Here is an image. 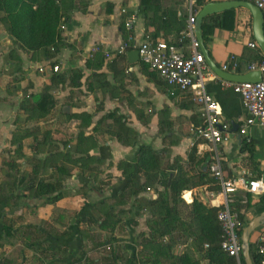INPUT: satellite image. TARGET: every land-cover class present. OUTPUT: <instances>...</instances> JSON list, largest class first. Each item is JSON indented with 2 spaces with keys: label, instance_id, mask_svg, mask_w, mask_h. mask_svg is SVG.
<instances>
[{
  "label": "crops",
  "instance_id": "crops-1",
  "mask_svg": "<svg viewBox=\"0 0 264 264\" xmlns=\"http://www.w3.org/2000/svg\"><path fill=\"white\" fill-rule=\"evenodd\" d=\"M226 1L234 0H211V3ZM61 2L66 12L62 25L65 27L63 31L68 45L51 60L40 52L28 54L17 50L22 58V64L10 63L3 67V72L0 69V97L10 98L25 93L40 94L43 87L50 82L51 74L48 73L47 67L51 62H57L56 66H59L60 72L69 76L81 72L83 74L81 89L54 92L58 104L52 114L54 113L56 117L54 121L49 122L53 123L51 128L55 139L68 142L66 147L61 144L60 151L71 152L73 159H80L86 155L91 157L89 166L96 170L97 173L94 174L97 178L90 177L92 173L89 171L85 173L76 167L73 174L63 183V198L56 203H49V197L32 198L26 187L22 186L17 192L18 195L23 194L18 206L5 208L4 205H0V230L4 218H16L15 220L19 221L15 225L16 233L26 227H35L44 237L41 241L43 245L67 246L71 260L85 252L81 264H131L128 260L142 252L143 246L136 244L138 237L149 231L148 211L141 209L136 199H156L157 195L143 192L127 204L117 206L114 211L120 222L113 231L100 228L101 214L95 206L105 200L113 201L119 198L120 191L129 182L119 165L135 164L141 146H148L159 153L167 164L181 166L190 175L197 174L198 168L190 165L188 159L193 149L191 129L200 126L197 123H202V118L201 109L194 103L191 93L170 96L169 88L158 76L157 81L149 79L143 72L140 62L129 64L127 54L133 51V45L147 39V33H152V36L159 40L174 42L177 38L175 33L177 18L184 16L188 21L187 3L186 0H144V5L150 9L149 16H146L140 11L143 0H61ZM235 10L237 15L235 29L231 32L216 30L206 48L220 69L231 56L237 57L242 67L239 75H243L246 74V66L251 63L243 56L246 54L262 57L264 52L260 47L259 49L249 47L250 43H257L250 26L251 13L243 8ZM167 15H171L173 24L167 30H160V24L166 22ZM130 19H133L134 24L132 30L128 31L125 24ZM157 32L159 34L154 35ZM0 35L1 38L5 36L4 40L11 43L7 26L2 21ZM179 49L189 53V45L181 46ZM118 55H120L118 64L110 67L109 61L118 58ZM100 56L108 57L101 67L98 62ZM88 61L92 66H88ZM11 69L19 75L18 79L15 78L17 92L9 85L13 76L6 72ZM40 69L42 74L39 73ZM94 74L105 75L108 86L89 92L87 84ZM207 92L221 107V121L230 123L232 131L234 128L237 129L235 133L231 131L229 141L220 146L226 177H236L243 172H248L251 178L264 177V127L248 129L247 136L250 137L255 152L251 155L248 151H243L244 139L239 137L238 130L246 121L247 112L241 97L232 88L224 87L222 79L218 76L209 79ZM66 108L70 111H65ZM18 112L19 109L16 110V113ZM111 113L124 117V122L136 136L132 146L121 144L108 132L114 129L112 126L114 120L107 119ZM7 114L6 110H0V163L17 159L23 163L22 171L25 174L31 171L30 163L33 159L41 161L42 164L48 155L47 148L28 138L23 142V156L17 155L16 147L11 143L15 128L13 121L11 125L8 122L18 114L9 115L6 121ZM70 115L81 117L69 121ZM84 115L91 116L89 126L83 122L86 118ZM211 155L207 149L197 148L196 158L204 160L207 165ZM174 173L177 174L178 170L176 169ZM39 177L47 181L56 180V167L40 170ZM208 179V185L187 190L182 196L192 195L193 201L198 199L206 205L202 200L205 192L213 191V187L217 186L211 175ZM131 180L137 190L145 182L141 175H136ZM99 182H106L107 185L99 190ZM253 198L257 201L259 197ZM233 200L234 205L242 208L247 204L248 195L239 192L233 196ZM241 211L246 222L257 215L255 211L247 213L244 209ZM65 233H69L70 236L64 237ZM192 246L189 242L176 247L180 250L186 248L185 251L180 252L176 248L174 251L176 254H183L189 247L193 250ZM112 250L118 260L107 263L103 257L109 255ZM38 253L39 264H59L58 260H45L41 249ZM202 264L209 263L204 261Z\"/></svg>",
  "mask_w": 264,
  "mask_h": 264
},
{
  "label": "trees",
  "instance_id": "trees-1",
  "mask_svg": "<svg viewBox=\"0 0 264 264\" xmlns=\"http://www.w3.org/2000/svg\"><path fill=\"white\" fill-rule=\"evenodd\" d=\"M211 3V0L199 2V6ZM141 12L149 16L150 9L144 5ZM65 10L61 0H0V14H4V20L8 24V34L10 39L14 41L19 49L24 53H44L48 60L55 58L58 52L66 47L67 39L61 28L62 19ZM177 18V15H176ZM173 19L171 15L166 16V22L160 24V30H164L172 26ZM251 29H253V17L251 15ZM187 23L184 16L177 18L175 33L177 38L174 42H167L176 45L178 48L189 45L188 40L183 37V33L187 29ZM155 23H149V25ZM237 25L236 10H228L205 19L202 24V33L205 45H208L216 32V30H225L231 32ZM155 33L154 35H158ZM147 33V40L152 43L165 42ZM256 49H259L257 47ZM17 65L22 64V58L16 51ZM262 52V51H260ZM188 55V51H185ZM245 60L251 62L264 61L262 57L257 55H244ZM108 57L100 56V67L105 64ZM118 58L111 59L109 66L118 64ZM143 72L153 81H157V75L150 71V67L139 61ZM57 62H51L50 65L55 67ZM88 66L92 63L88 61ZM239 71H242L240 65ZM83 74L76 72L71 76L62 72H52L49 84L43 87L40 94H31L22 100L19 106V113L16 119V128L13 133L12 145L16 147V154L22 155L23 142L28 138H32L35 143L47 148L48 155L46 159L41 161L33 159L31 161L30 172L22 171L23 163L17 159H10L3 162L0 167V205L5 208H13L19 205V201L23 194L18 195L22 186L26 187L32 198L49 197V203H56L63 198V188L65 180L73 174L76 167L81 168L85 173L89 171L92 178H97L95 169L89 166L92 158L86 155L80 159H73L71 152H61V144L66 147L68 142L55 139L51 126L41 127L40 121H45L56 108L58 101L54 96L56 90H79L82 87L81 80ZM108 86L105 81V75L94 74L88 82L87 90L94 92L101 90L102 87ZM83 120L89 126L91 124V116L84 115ZM81 116H68V120L80 118ZM83 118V116H82ZM107 119H113L114 129L109 130L117 140L125 145L132 146L135 143L136 136L124 122V117H118L111 113ZM23 120V121H22ZM22 122V123H21ZM32 122H38L37 127H31ZM100 124V123H99ZM202 123H197L201 125ZM80 138V137H79ZM82 138V137H81ZM243 151H248L251 155L255 149L252 142L243 140ZM197 147L193 148L189 155L190 165L198 168V173L190 175L181 166L169 165L165 159L153 151L148 146H141L135 164L123 163L119 168L123 170L124 177L129 179L125 188L120 191L119 198L108 201L105 200L95 206L101 214L99 217L100 228L102 230L113 231L119 224L120 220L115 214L117 206L127 204L132 198H137L143 192H152L157 195L156 199L140 198L136 199L141 209H146L149 214L147 227L149 231L141 234L137 241V245H142L143 250L133 259L128 261L131 264H202L207 261L209 264H237V262L228 257L222 250L221 244L224 240L222 227L217 218L216 210L204 205L198 199H194L191 205L185 203L182 199L183 192L209 184L210 164L204 160L196 158ZM100 163V161H97ZM56 167L57 179L47 181L39 177L40 170ZM42 168V169H41ZM178 170V173L174 171ZM141 175L145 182L139 190L131 180L134 176ZM253 178H259L253 177ZM99 190L106 186V182H99ZM218 186L213 187V191H218ZM254 201L253 196L248 195L247 204L244 207L234 205L233 209L245 212L255 211L257 215L264 212V195ZM110 202V203H108ZM20 219V218H19ZM245 219V215L242 216ZM17 220L4 218L2 229L0 230V247L8 239L16 235L15 225ZM243 232H241L242 234ZM64 237L70 236L69 233L63 234ZM23 237L28 246L36 251H42L45 260H58L59 264H81L86 253L82 252L79 257H69V248L52 247L49 244L43 245L41 242L44 237L39 234L35 227H26L23 230ZM192 243L193 250H188L183 254H176L175 248L179 245ZM108 244V243H105ZM209 245L206 249L205 246ZM250 252L254 264H261L257 255L256 243H250ZM103 260L107 263L116 262L117 256L114 250ZM241 264H246L244 258Z\"/></svg>",
  "mask_w": 264,
  "mask_h": 264
},
{
  "label": "built area",
  "instance_id": "built-area-1",
  "mask_svg": "<svg viewBox=\"0 0 264 264\" xmlns=\"http://www.w3.org/2000/svg\"><path fill=\"white\" fill-rule=\"evenodd\" d=\"M205 0H186L188 7L187 29L183 37L189 42V53L185 54L176 45L167 42L152 43L145 40L132 46L139 52L140 61L150 67L159 79L169 88L170 96L189 94L193 96L194 103L200 107L202 124L192 127V147L207 149L211 155L210 174L215 184L220 188L218 191H206L202 199L206 205L216 210L218 221L222 227L224 240L221 250L237 264H241L243 257L242 234L247 225L242 219L244 213L234 210L233 196L239 192L254 197L264 195V177L251 178L248 172L227 178L222 165L220 146L227 143L232 135V125L222 122V110L219 103L207 92V82L215 78L200 50V43L196 36V21L201 7L199 2ZM252 3L264 13V0H234ZM134 21L130 19L125 27L128 31L133 28ZM64 30L65 27L62 26ZM131 39V38H130ZM251 49H256L257 43H250ZM127 48V47H126ZM224 72L239 74L240 62L237 57L230 59L221 67ZM59 71V67H55ZM261 72L263 79L260 83H232L222 80L223 86L232 88L241 99L247 112V119L239 128L240 138L250 142L247 131L251 127H264V61L251 62L246 66V73ZM184 194L183 200L192 204ZM257 247V255L261 264H264V231L254 240ZM206 249L209 245L205 246Z\"/></svg>",
  "mask_w": 264,
  "mask_h": 264
},
{
  "label": "water",
  "instance_id": "water-1",
  "mask_svg": "<svg viewBox=\"0 0 264 264\" xmlns=\"http://www.w3.org/2000/svg\"><path fill=\"white\" fill-rule=\"evenodd\" d=\"M246 9L248 10L253 17V33L257 41L258 46L264 52V13L254 6L250 2L246 1H226L221 3H209L204 6L200 11L197 21H196V36L200 43V50L204 56L206 64L209 66L211 71L218 76L220 79L232 83H260L262 82L263 76L261 72H250L243 75L232 74L224 72L222 69L216 66L209 55V51L206 48L205 41L202 33V24L205 19L208 17L235 9ZM129 64L133 65L139 63V52L137 50L130 51L127 54ZM65 111H70L69 108H66ZM233 133L237 132V129H233ZM264 226V212L260 215H255V217L249 221L247 226L244 228L242 233V245H243V258L246 264H254L251 252H250V243L251 236L255 231Z\"/></svg>",
  "mask_w": 264,
  "mask_h": 264
},
{
  "label": "rangeland",
  "instance_id": "rangeland-1",
  "mask_svg": "<svg viewBox=\"0 0 264 264\" xmlns=\"http://www.w3.org/2000/svg\"><path fill=\"white\" fill-rule=\"evenodd\" d=\"M0 21H2L7 26V31H8V24L4 20V17L2 18V14H0ZM62 24H63V22L61 23V28L63 26ZM1 37L2 36L0 35V69H2V72H3V67L5 65H8L10 63L17 65V58H16L17 52L16 51L20 50V49H19V46L16 45L13 40L11 41V43H8L6 40H4L5 36L3 38H1ZM41 54L43 56H45L44 53L41 52ZM55 67L48 65V67H47L49 70L48 73H50V74H52V72L56 73ZM57 72H60V68H59V71H57ZM6 73L10 76H13V78L10 80L11 82L9 85L11 86V89L14 92H17L16 91L15 78L18 79V77H19V75L17 74L18 72H14L11 69L9 72H6ZM39 73L42 74L41 69L39 70ZM26 94L27 93L20 94L17 96H12L10 98L0 97V103H1L0 104V110L4 109L8 113L6 121H7V119H9V115L14 116L15 114L19 113V112L16 113V110L19 109V106L22 103V100L25 99ZM28 95L29 94H27V96ZM15 108H17V109H15ZM55 117H56V115L53 113L52 115H50L47 118V120L40 121L41 127L52 126L53 123H50L49 121H54ZM16 119L17 118H14V119L12 118L8 122V124L11 125L12 121H13L14 128H16V122H15ZM6 121L4 123H6ZM37 124H38V122H32L31 127H37ZM6 161H4V162H6ZM1 166H2V164L0 163V167ZM18 222H16V223H18ZM248 223L249 222H247V224ZM263 231H264V226L261 227L260 229H258L257 231H255L253 233V235L251 236V242L254 241L259 236V234L262 233ZM176 249L180 252H183L186 250V248H182L181 250H180V248H176ZM142 250H143V248H142ZM187 250H190V247ZM38 254H39L38 251H36L35 249L29 248V246L27 245V242L24 241L23 230L21 229V231H18L13 238L8 239L5 243H3L2 247H0V264H39Z\"/></svg>",
  "mask_w": 264,
  "mask_h": 264
},
{
  "label": "bare ground",
  "instance_id": "bare-ground-1",
  "mask_svg": "<svg viewBox=\"0 0 264 264\" xmlns=\"http://www.w3.org/2000/svg\"><path fill=\"white\" fill-rule=\"evenodd\" d=\"M187 199H188V200H190V199H191L190 195H187Z\"/></svg>",
  "mask_w": 264,
  "mask_h": 264
}]
</instances>
